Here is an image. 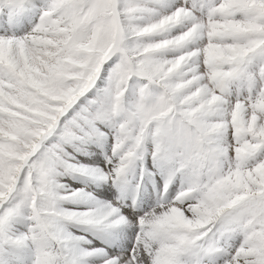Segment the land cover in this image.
<instances>
[{"label":"snow or ice","instance_id":"snow-or-ice-1","mask_svg":"<svg viewBox=\"0 0 264 264\" xmlns=\"http://www.w3.org/2000/svg\"><path fill=\"white\" fill-rule=\"evenodd\" d=\"M0 264H264V0H0Z\"/></svg>","mask_w":264,"mask_h":264}]
</instances>
